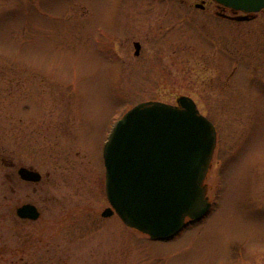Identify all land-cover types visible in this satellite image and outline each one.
<instances>
[{
    "label": "rangeland",
    "instance_id": "rangeland-1",
    "mask_svg": "<svg viewBox=\"0 0 264 264\" xmlns=\"http://www.w3.org/2000/svg\"><path fill=\"white\" fill-rule=\"evenodd\" d=\"M179 3L0 0V264H255L239 253L264 254V91L237 87L245 67L228 86L212 82L207 15ZM184 95L216 125L205 180L215 205L169 242L152 241L102 217L103 147L138 103ZM21 166L41 180H22ZM29 202L35 221L16 214Z\"/></svg>",
    "mask_w": 264,
    "mask_h": 264
},
{
    "label": "water",
    "instance_id": "water-1",
    "mask_svg": "<svg viewBox=\"0 0 264 264\" xmlns=\"http://www.w3.org/2000/svg\"><path fill=\"white\" fill-rule=\"evenodd\" d=\"M245 13L264 9V0H216ZM137 52L140 44L135 43ZM216 146L213 124L189 97L178 105L144 102L114 125L104 149L106 193L115 212L129 227L167 241L201 220L211 205L204 180ZM20 177L39 182L41 174L21 168ZM108 209L105 217L113 215ZM21 219L40 217L35 205L17 209Z\"/></svg>",
    "mask_w": 264,
    "mask_h": 264
},
{
    "label": "flooded vegetation",
    "instance_id": "flooded-vegetation-1",
    "mask_svg": "<svg viewBox=\"0 0 264 264\" xmlns=\"http://www.w3.org/2000/svg\"><path fill=\"white\" fill-rule=\"evenodd\" d=\"M177 2H180L179 4L183 5L185 8H191L194 6L195 9L205 12L207 15L206 23L208 26L207 29L209 30L207 33L208 38L206 37L205 45L201 46L206 50V70L208 72L215 70L214 76L216 77L212 79V82L219 84L222 87L224 85L228 86L232 79L236 77V74L240 78L239 74L241 73V67H245V78H240L238 80L237 87L241 90L248 87L247 90L250 93H252L254 88L258 92L264 91V19L262 17L264 9L259 13H245L216 0H194L191 3L190 0H177ZM192 3L194 4L192 5ZM189 21L196 25L195 18H190ZM251 24H254L255 31L254 33H251L247 28V33L250 35L252 34V36L242 33L244 27ZM232 35L236 36L230 39L229 37ZM229 41H232V43L238 42L243 46L245 43H252L253 48L241 51L236 48H231L233 45H230ZM136 42L140 43V50L137 52L135 49L134 54L135 59L137 60L143 57V45L139 41H135V43ZM143 67H146V65ZM230 78L232 79L230 80ZM210 94L212 97L208 96V98L212 100V98H214L212 91ZM113 123L114 122H112V125ZM21 168H23V166H21L19 170ZM26 168L33 170L31 167ZM208 195L212 201V207L214 208L215 202L210 196L209 189ZM25 204L32 203L29 202ZM258 255V258L252 257L245 259L243 253L240 252L237 260L242 262L244 260L252 259L255 264H258L262 258L264 259V254Z\"/></svg>",
    "mask_w": 264,
    "mask_h": 264
}]
</instances>
